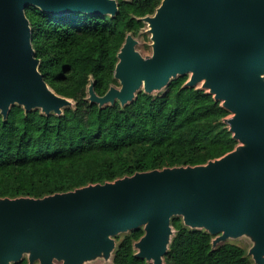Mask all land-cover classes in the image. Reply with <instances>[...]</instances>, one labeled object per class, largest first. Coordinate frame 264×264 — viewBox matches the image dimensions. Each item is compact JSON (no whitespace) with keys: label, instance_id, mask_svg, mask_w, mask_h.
<instances>
[{"label":"water","instance_id":"water-1","mask_svg":"<svg viewBox=\"0 0 264 264\" xmlns=\"http://www.w3.org/2000/svg\"><path fill=\"white\" fill-rule=\"evenodd\" d=\"M27 6L62 15L109 14L118 0H0V114L12 106L61 115L74 101L55 92L40 71ZM148 25L152 52L126 35L112 84L99 95L91 77L88 100L125 106L141 90L162 91L188 76L230 112L224 119L235 148L204 164L138 171L43 197H0V264H85L109 261L116 237L143 228L136 256L152 264L174 235L172 218L214 236L252 241L248 255L264 264V0H162Z\"/></svg>","mask_w":264,"mask_h":264},{"label":"trees","instance_id":"trees-1","mask_svg":"<svg viewBox=\"0 0 264 264\" xmlns=\"http://www.w3.org/2000/svg\"><path fill=\"white\" fill-rule=\"evenodd\" d=\"M162 0H118L109 14L47 13L27 6L40 71L50 87L74 101L63 114L28 113L12 106L0 114V197H43L138 171L204 164L233 150L238 141L224 121L230 115L213 94L184 86L179 76L159 94L141 90L125 106L99 107L88 100L91 77L103 95L126 35L136 38ZM174 235L166 264H254L243 246L225 242L172 218ZM143 228L116 237L113 264H152L136 256ZM28 264L25 257L21 262Z\"/></svg>","mask_w":264,"mask_h":264},{"label":"rangeland","instance_id":"rangeland-1","mask_svg":"<svg viewBox=\"0 0 264 264\" xmlns=\"http://www.w3.org/2000/svg\"><path fill=\"white\" fill-rule=\"evenodd\" d=\"M148 25L145 24V27L142 31V33H140L137 37L139 43L137 45V49L143 54V55H148L151 54L152 52V47H151V34L147 31ZM116 80V79H115ZM116 86L120 87V83L118 80L115 81ZM163 91V90H162ZM162 91H155L153 94H159ZM228 242H233V243H237L241 246H243L246 249H249L252 245V241L243 236L237 239H229ZM85 264H113L112 259L109 261H106L104 259H96L94 261H90L87 262Z\"/></svg>","mask_w":264,"mask_h":264}]
</instances>
